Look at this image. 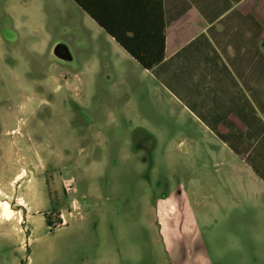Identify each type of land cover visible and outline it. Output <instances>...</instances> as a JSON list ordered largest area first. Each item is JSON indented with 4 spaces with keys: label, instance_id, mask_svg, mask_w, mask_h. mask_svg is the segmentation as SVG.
Listing matches in <instances>:
<instances>
[{
    "label": "rangeland",
    "instance_id": "obj_1",
    "mask_svg": "<svg viewBox=\"0 0 264 264\" xmlns=\"http://www.w3.org/2000/svg\"><path fill=\"white\" fill-rule=\"evenodd\" d=\"M187 104L72 0H0V264H264L255 138Z\"/></svg>",
    "mask_w": 264,
    "mask_h": 264
},
{
    "label": "crops",
    "instance_id": "obj_2",
    "mask_svg": "<svg viewBox=\"0 0 264 264\" xmlns=\"http://www.w3.org/2000/svg\"><path fill=\"white\" fill-rule=\"evenodd\" d=\"M133 1L130 20L153 18L155 28V0ZM161 8L164 57L146 70L186 89L185 110L209 135L225 144L247 132L252 148L264 133V0H161ZM257 150L264 156V140Z\"/></svg>",
    "mask_w": 264,
    "mask_h": 264
},
{
    "label": "trees",
    "instance_id": "obj_3",
    "mask_svg": "<svg viewBox=\"0 0 264 264\" xmlns=\"http://www.w3.org/2000/svg\"><path fill=\"white\" fill-rule=\"evenodd\" d=\"M72 1L89 15L105 33L110 35L142 68L150 69L163 59L165 21L161 0H155V28L153 27V18L148 19L140 16L137 20H130L129 15L136 12L134 5L131 4L134 2L133 0ZM263 140L264 133L253 145V154L259 152L256 149L262 145ZM229 146L234 150V145L230 142ZM235 151L237 152L236 149ZM260 153L264 154V152ZM252 158L253 170L264 180V156H252ZM46 225L51 226L49 219H46Z\"/></svg>",
    "mask_w": 264,
    "mask_h": 264
},
{
    "label": "bare ground",
    "instance_id": "obj_4",
    "mask_svg": "<svg viewBox=\"0 0 264 264\" xmlns=\"http://www.w3.org/2000/svg\"><path fill=\"white\" fill-rule=\"evenodd\" d=\"M18 203H21V201ZM13 211L7 199H0V213L3 217L10 218Z\"/></svg>",
    "mask_w": 264,
    "mask_h": 264
},
{
    "label": "water",
    "instance_id": "obj_5",
    "mask_svg": "<svg viewBox=\"0 0 264 264\" xmlns=\"http://www.w3.org/2000/svg\"><path fill=\"white\" fill-rule=\"evenodd\" d=\"M59 46H62L60 44H57L54 49H53V53L54 55H56L57 57H59L60 59L63 60H69L71 59V54L69 53V50L67 49V47L62 46V49L59 50Z\"/></svg>",
    "mask_w": 264,
    "mask_h": 264
},
{
    "label": "built area",
    "instance_id": "obj_6",
    "mask_svg": "<svg viewBox=\"0 0 264 264\" xmlns=\"http://www.w3.org/2000/svg\"><path fill=\"white\" fill-rule=\"evenodd\" d=\"M62 218V217H61ZM64 222V219L62 218V223Z\"/></svg>",
    "mask_w": 264,
    "mask_h": 264
}]
</instances>
